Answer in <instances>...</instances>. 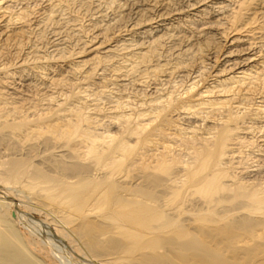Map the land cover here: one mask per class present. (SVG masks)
<instances>
[{
    "label": "bare ground",
    "instance_id": "bare-ground-1",
    "mask_svg": "<svg viewBox=\"0 0 264 264\" xmlns=\"http://www.w3.org/2000/svg\"><path fill=\"white\" fill-rule=\"evenodd\" d=\"M18 25L2 88L66 61L139 100L0 90V264H264V0H0Z\"/></svg>",
    "mask_w": 264,
    "mask_h": 264
},
{
    "label": "rangeland",
    "instance_id": "rangeland-1",
    "mask_svg": "<svg viewBox=\"0 0 264 264\" xmlns=\"http://www.w3.org/2000/svg\"><path fill=\"white\" fill-rule=\"evenodd\" d=\"M42 7H44V6H42ZM21 28H23L22 27V25H18L17 27H16V29L15 28H13L11 31H9V32H5V31H0V34H2L1 36H2V38H0V50H1V52H0V61H1V64L3 63V62H5L6 60V62L8 63V65H7V63H5L7 66H9L10 67V65L9 64H11L12 66L9 68L10 70L12 69V68H15L16 66H15V64H16V56L14 55V51H15V43H17L18 41H19V38H21L20 36L21 35H18L19 34V32H20V30H21ZM16 31H15V30ZM18 30H19V32H18ZM3 32H4V34H3ZM16 32V33H15ZM15 34V35H14ZM17 34V35H16ZM8 36H10V37H8ZM15 36V37H14ZM18 36V38H16ZM8 37V38H7ZM18 40L17 42H15L14 40H16V39ZM9 39H10V41H9ZM5 41H7V43H8V49H6L7 48V43L5 42ZM10 43V44H9ZM13 43V44H12ZM5 44V45H4ZM10 45V46H9ZM11 46H13L12 48H11ZM11 48V49H10ZM3 49H5V50H7V51H5V50H3ZM13 49V50H12ZM9 50H10V52H9ZM12 50V51H11ZM5 52H8L9 54L7 55V57H5ZM4 53V54H3ZM2 55V56H1ZM8 56H10V57H8ZM11 56H13V58L11 57ZM15 56V57H14ZM2 57H3V59H2ZM5 58V59H4ZM2 59V60H1ZM11 61H9V60ZM14 60L16 61V62H14ZM13 61V62H12ZM10 62V63H9ZM49 63V65H50V67L49 68H51V69H49V68H47V70L44 72V74H43V76L42 75H40L39 77H35L36 79V81H38V83L40 82V85L39 84H37V82L35 83V81H34V83H32V84H30V83H28V82H25L24 80H22V78H21V76L20 75H16V76H14V75H12V76H10L11 77V79H8L9 77H1V81L2 82H4V80H5V82H4V88H2L1 86H2V84L0 85V90L2 91V89H4L3 90V92H5L7 95H8V97H10L9 99L11 100V103H13L12 101H14V100H16V101H14L16 104H18V105H16V106H18V107H20L19 106V104L21 105L22 103H24L25 104V106H24V104H22V106L20 107V108H25L24 109V111H26V113L29 115V113H30V115L31 116H33L32 115V112L30 111V112H28L27 110H30L31 108H32V106H33V108H37V110H34V111H36L37 113H41L42 114V112H44V113H46V112H49L51 109H47V104L49 105L48 106V108H52V109H56V105H57V103L58 102H63L64 100H63V98H65V97H63L64 96V94L65 95H67L68 96V94H71V92H72V96H73V94H75V93H78L77 92V90L79 89V87H80V89H82V87L83 86H78L75 82H77V81H74L73 79L71 80V78L68 76V77H65V78H62V76L64 77V75L66 76L67 74H68V72H69V63L68 62H66V61H59V62H48ZM57 63V64H56ZM0 64V65H1ZM4 63L2 64V65H5ZM13 65H14V67H13ZM211 67V66H210ZM53 68V69H52ZM11 71H13V69L11 70ZM14 76V77H13ZM43 78H42V77ZM19 77V78H18ZM46 77V78H45ZM3 78V79H2ZM15 78V79H14ZM66 78H69V79H66ZM38 79V80H37ZM39 79H40V81H39ZM43 79V80H42ZM61 79H64V80H67V82H68V80H69V83H66L65 82V84H63V86L64 85H67L68 87H61V85L59 86V82L57 81V80H60L61 81ZM6 80H7V83H6ZM53 80V81H52ZM9 81V82H8ZM49 81V82H48ZM70 81H71V83L73 84H75V86H74V84L72 85L71 83H70ZM74 81V82H73ZM57 82V83H56ZM20 83V84H19ZM54 83L55 84H58L57 86L56 85H54ZM7 84V85H6ZM36 86L35 88H34V85ZM42 84V85H41ZM69 84H71V85H69ZM186 84V85H185ZM29 85H31V86H29ZM33 85V86H32ZM38 85L40 86L39 87V89L41 88V90H39V89H37V87H38ZM183 85L184 86H182V83H180V86L183 88V87H186L187 85H189V83H188V81H185L184 83H183ZM56 86V87H55ZM71 86V87H70ZM72 86H74L75 88H76V90H75V88H73ZM78 86V87H77ZM101 85H97V84H94V85H92L91 87H90V89L91 90H89V88H87V87H83V89H82V91L83 92H85V93H87V96H86V94H85V96L87 97V99H88V97L90 96L91 97V99L94 97V94H95V97L97 98H100L101 100H99L98 101V104L97 105H99L98 107L99 108H101V106L100 105H102V107L104 108V109H106L107 110V108H109L113 103H114V101H113V103H110L111 102V99L112 100H115L114 98H116L117 100L119 99L120 101H121V98H122V100H123V98H124V100L122 101V102H124L125 100V102H128V101H132V99L135 101V102H133V103H137L138 102V100H139V98L138 97H136L135 95H133V94H131V92L130 93H128V92H126V93H119L120 94V96H119V94H118V92H110V91H108V90H105V89H103L102 87H100ZM58 87V88H57ZM60 87V88H59ZM94 87V90L92 89ZM53 88V89H52ZM72 89V90H71ZM75 91H74V90ZM28 90V91H27ZM86 90H88V91H86ZM102 90H103V92H106V91H108V92H106V93H103L102 92ZM79 91H81V90H79ZM90 91V92H89ZM97 91V92H96ZM102 93V96L101 95H99L100 94V92ZM59 92V93H58ZM94 94H93V93ZM111 94H110V93ZM98 93V94H97ZM36 94V95H35ZM46 94V95H45ZM48 94V95H47ZM93 94V95H92ZM105 94V95H104ZM114 94V95H113ZM117 94V95H116ZM127 94V95H126ZM13 95V96H12ZM50 95V96H49ZM54 95V96H53ZM71 95H69V97H71ZM89 95V96H88ZM92 95V96H91ZM112 95L113 96H115V97H112ZM132 95V96H131ZM20 96V97H19ZM32 96V97H31ZM55 97L56 98V96H57V100H56V103L54 102V103H51L49 100H50V97ZM100 96V97H99ZM108 96V97H107ZM123 96V97H122ZM127 96V97H126ZM14 97H16V98H14ZM60 97V98H59ZM95 97L93 98V99H95ZM105 97H107V98H105ZM131 97V98H130ZM12 98H14V99H12ZM22 98V99H21ZM49 100H48V99ZM68 98V97H67ZM127 98H128V101H127ZM130 98V99H129ZM91 99H88V102L86 101V100H84L86 103H90V106H92V107H90V110H92V109H94V108H96L95 107V105L96 104H94V102L92 103V101H93V99H92V101H91ZM136 99H138V100H136ZM50 102V104L51 105H53V106H51L50 104H49V102ZM117 100H115V102H117ZM118 100V101H119ZM17 101H19V102H17ZM21 101V102H20ZM38 101V102H37ZM83 101V102H84ZM91 101V102H90ZM33 104H32V103ZM37 102V104H35ZM40 102V103H39ZM48 102V103H47ZM99 102H101V104H99ZM111 104H109V103ZM105 103V104H104ZM29 104V105H28ZM36 106H35V105ZM39 104H41L42 105V107L40 108V106L41 105H39ZM110 106H109V105ZM27 105V106H26ZM32 105V106H31ZM35 106V107H34ZM39 106V107H38ZM43 106H45V107H43ZM88 106H89V104H88ZM107 106V107H106ZM26 107H28V108H26ZM35 108V109H36ZM43 108V109H42ZM44 108L47 110V111H45L44 110ZM27 109V110H26ZM38 109H42V110H39L38 111ZM102 109V108H101ZM49 110V111H48ZM35 112H33V114H34ZM43 113V114H44ZM0 190H2V192L4 191V188L2 187V186H0ZM5 192V191H4ZM80 262L81 263H84V261L83 260H80Z\"/></svg>",
    "mask_w": 264,
    "mask_h": 264
}]
</instances>
